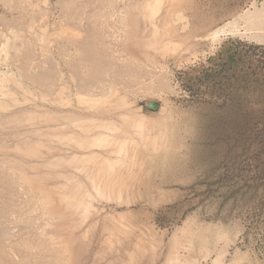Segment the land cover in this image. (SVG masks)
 Instances as JSON below:
<instances>
[{
	"label": "rangeland",
	"instance_id": "rangeland-1",
	"mask_svg": "<svg viewBox=\"0 0 264 264\" xmlns=\"http://www.w3.org/2000/svg\"><path fill=\"white\" fill-rule=\"evenodd\" d=\"M0 264H264V0H0Z\"/></svg>",
	"mask_w": 264,
	"mask_h": 264
},
{
	"label": "bare ground",
	"instance_id": "bare-ground-1",
	"mask_svg": "<svg viewBox=\"0 0 264 264\" xmlns=\"http://www.w3.org/2000/svg\"><path fill=\"white\" fill-rule=\"evenodd\" d=\"M226 27V26H225ZM224 26L222 27V28H220V29H218L216 32H214L215 34L214 35H212L213 36V38H212V40H216V39H218V37L219 36H221L222 34H225V33H227V32H229L226 28H225ZM231 29V31H232V28H230ZM232 32H234V31H232Z\"/></svg>",
	"mask_w": 264,
	"mask_h": 264
},
{
	"label": "water",
	"instance_id": "water-1",
	"mask_svg": "<svg viewBox=\"0 0 264 264\" xmlns=\"http://www.w3.org/2000/svg\"><path fill=\"white\" fill-rule=\"evenodd\" d=\"M157 105H158V104H157L156 102H150V103H149L150 108H156Z\"/></svg>",
	"mask_w": 264,
	"mask_h": 264
}]
</instances>
